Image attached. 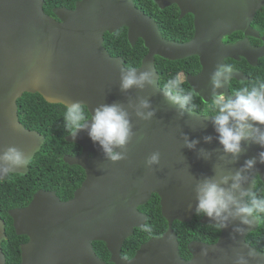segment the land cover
Segmentation results:
<instances>
[{"label":"water","instance_id":"water-1","mask_svg":"<svg viewBox=\"0 0 264 264\" xmlns=\"http://www.w3.org/2000/svg\"><path fill=\"white\" fill-rule=\"evenodd\" d=\"M152 1L160 9L176 4L180 17L191 13V39L177 42L164 37L157 22L134 0H77L73 8L54 7L55 17L44 12V0H0V153L16 147L29 158L26 167L12 173L28 171L45 139L19 119L17 100L25 92L39 93L47 102L65 106L80 102L90 116L101 105L117 104L128 113L132 132L124 148H114L124 154L115 162L89 138L91 119L75 137L70 133L65 136L66 141L79 145L80 151L65 154L63 160L81 166L85 177L67 200H61L53 190L38 189L27 205L9 210L15 233L28 237L20 244L19 264H105L92 241L105 243L113 264H237L239 257L248 264H264V251L246 240L259 224L253 217H248L252 223L246 225L241 217L230 215L215 242L191 240L187 244L191 257L180 256L172 223L192 219L197 186L209 179L219 183L240 172L244 179L234 195L247 204L241 190L254 192L256 178L264 184V163L259 161L264 148L242 141L237 156L225 153L213 124L218 113L204 114L172 103L165 96L167 90L158 84L155 68V56L169 60L197 56L201 69L186 77L194 93L203 102L218 94L235 99L236 94L228 89L229 79L214 89L210 77L217 65L226 64V57L243 56L256 65L264 56V36L261 46H252L247 38L256 35L250 21L255 11L264 7V0ZM121 27L126 28L131 45L141 38L147 49L134 68L136 75L152 73V83L142 88L121 90L120 76L127 67L121 56L110 55L103 45L104 33ZM236 30L243 31L244 38L224 43L223 37ZM232 77L246 78L233 68ZM142 100L148 101V108L140 107ZM137 112L153 115L144 119ZM205 137L211 140L206 142ZM192 141H196L194 147H187ZM154 152L159 153V160L150 165L148 157ZM249 159L256 163L246 169ZM231 184L229 179L221 187L230 188ZM152 193L160 198L167 229L141 243L130 258L123 257L124 240L134 227L146 222V214L137 206L147 202ZM200 222L219 223L204 215ZM6 238L0 217V264H6Z\"/></svg>","mask_w":264,"mask_h":264},{"label":"trees","instance_id":"trees-1","mask_svg":"<svg viewBox=\"0 0 264 264\" xmlns=\"http://www.w3.org/2000/svg\"><path fill=\"white\" fill-rule=\"evenodd\" d=\"M76 0H44L43 10L47 14L54 16L53 8L63 6L73 8ZM134 3L146 14L156 20L162 35L177 41L185 42L193 36V21L191 14H186L179 18V9L175 4L164 7L163 9L152 0H134ZM264 14L257 12L253 24L262 23ZM240 34H234L227 39L232 41L239 38ZM103 45L110 55L121 56L124 66L135 68L140 65L141 59L147 52L143 40L138 38L134 45L127 39L125 27H121L113 33L105 32L103 35ZM245 63V62H244ZM264 64L261 61L260 64ZM155 68L158 72V84L165 88L167 80L179 77L182 73L195 74L200 70V63L197 56H189L183 59L169 60L155 56ZM247 69H250L248 67ZM264 69V66L258 67ZM264 73V71H263ZM257 74L254 73L253 79L247 81L250 87L253 83H259ZM182 87L192 90L189 83L183 79ZM233 83L232 81L230 84ZM194 92V91H193ZM195 94V93H194ZM195 108H187L205 113H215L210 106L212 103L205 104L196 94L193 97ZM18 115L20 121L29 129H33L44 135V143L41 149L34 155L26 173H10L0 181V217L4 220L7 238L3 242V251L6 264H19L21 260L20 244L26 242V235H17L13 228L12 218L9 210L15 207H24L31 200L34 192L38 189L53 190L61 200L72 197L74 190L80 186L85 177L84 169L79 165H69L64 162L65 154H76L80 151V146L65 140L69 134L65 128L64 117L67 113V106L61 103H49L39 93L25 92L17 100ZM85 113L89 115L84 106ZM90 116V115H89ZM254 193L259 197H264V184L255 179ZM248 202V198H247ZM146 211L148 219L144 226L135 228L133 234L128 237L122 247V255L130 257L133 255L140 243L151 237L160 236L167 228V222L161 215L159 197L153 194L144 205L138 207ZM202 215L194 213L188 222L174 220L172 228L177 236L179 254L183 259L191 257L187 244L191 240H201L212 243L217 240L219 232L215 230V225L201 223ZM259 224L254 231L248 233L246 240L257 250L264 251V216L259 219ZM93 248L99 258L106 264H113L109 261V251L102 241H93Z\"/></svg>","mask_w":264,"mask_h":264},{"label":"clouds","instance_id":"clouds-1","mask_svg":"<svg viewBox=\"0 0 264 264\" xmlns=\"http://www.w3.org/2000/svg\"><path fill=\"white\" fill-rule=\"evenodd\" d=\"M232 68L228 64H220L212 72L210 80L214 89L223 87V82L230 79ZM150 71L141 72L136 75L134 68H127L120 76V88L127 91L132 87L142 88L145 83H152ZM165 96L172 103H178L181 108L196 105L192 103L194 92L182 87L179 77H173L165 83ZM140 107L148 108V101L142 100ZM218 115L213 120L215 131L218 134V142L225 153L237 156L241 152V142L251 141L264 148V82L253 83L251 87L240 88L235 99L218 94L214 97L210 106ZM138 116L147 119L153 115L137 112ZM91 119L88 126V136L93 143H98L107 157L113 162L124 158L122 152L114 151V148H124L129 142L132 132L128 113L119 105H101L94 110L91 116L85 113L84 106L80 102H74L67 106V113L64 117L65 128L75 137L78 130L84 128L85 122ZM211 137H205L208 142ZM196 141L187 143V147H194ZM159 160V153H152L148 157V164H155ZM259 161L264 163V151L259 153ZM29 158L18 148L8 147L0 153V177L8 176L16 169L26 167ZM256 163L255 159L245 161L244 168L251 169ZM232 180L230 188L221 187ZM244 178L240 172L232 177H223L219 183L214 180H205L197 186L196 215H204L213 220L219 221L215 230L219 232L226 227V221L230 215L241 217V223L251 225L252 220L264 216V197L257 196L254 192H240V195L247 196L248 203L241 204L234 195L235 190L241 189ZM234 209V211H233ZM239 231V229H238ZM254 253L249 252L248 256L254 258ZM237 264H248L244 257H239Z\"/></svg>","mask_w":264,"mask_h":264},{"label":"flooded vegetation","instance_id":"flooded-vegetation-1","mask_svg":"<svg viewBox=\"0 0 264 264\" xmlns=\"http://www.w3.org/2000/svg\"><path fill=\"white\" fill-rule=\"evenodd\" d=\"M77 1V0H76ZM75 1V2H76ZM75 2H74V5H75ZM172 4H174V3H172ZM172 4H170V5H172ZM136 5V4H135ZM176 5V4H175ZM137 6V5H136ZM177 6V5H176ZM63 7V6H62ZM178 7V6H177ZM67 8V7H66ZM159 8V7H158ZM178 9H179V7H178ZM257 12H261V13H263L264 14V7L262 6V7H260V8H258L256 11H255V13H254V15H253V18L251 19V21H250V26H251V28H252V30L254 31V33L257 35H247V38H248V40H249V42H250V44L252 45V46H261L262 44H263V41H262V37L264 36V20H263V22L262 23H255V24H253L252 22H253V19H254V17H255V15H256V13ZM186 14H191V13H185L184 15H186ZM183 15V16H184ZM183 16H181V17H183ZM191 16H192V21H193V15L191 14ZM53 17H55V15L53 16ZM180 17V10H179V18H181ZM156 21V20H155ZM161 31V30H160ZM193 33H194V26H193ZM234 34H237V35H239L240 34V37L239 38H236V39H234V40H232V41H230V40H228L227 38L228 37H230V36H233ZM164 36V35H163ZM244 36H245V34L243 33V31H241V30H236V31H233L232 33H230V34H228V35H225L224 37H223V42L224 43H232V42H235V41H237V40H240V39H243L244 38ZM165 37V36H164ZM167 38V37H166ZM167 39H169V38H167ZM191 39V38H190ZM170 40V39H169ZM261 61H264V56H261V57H259L258 58V61H257V64L256 65H251V64H249L248 63V61L246 60V58L245 57H243V56H239V58L238 59H233V58H230V57H226L225 58V63L226 64H228V65H230L233 69H236V70H238V71H240V72H242L243 73V75L246 77L245 78V80H242V81H240V80H238V79H236V78H234V77H232V78H230L229 79V81H228V89H229V92L231 93V94H236L237 93V91L240 89V88H242V87H250V84H248V80H249V78H251V79H253V75H254V73H256L258 76H257V80H258V82L260 83V82H264V73H263V71H264V69H258V67H262V66H264V64L262 63V64H260L261 63ZM245 62V63H244ZM248 67H250V69H247ZM200 69H201V66H200ZM199 72V71H198ZM196 74V73H195ZM187 75H189V74H187ZM187 75H184V74H180L179 75V78L181 79V80H183V79H185L186 81H187V79H186V77H187ZM190 75H193V74H190ZM181 76H183V78H181ZM233 82V83H231L230 84V82ZM188 82V81H187ZM214 95L211 97V99L208 101V102H204L206 105L207 104H209V103H212L213 102V99H214ZM208 109H206V112L204 113V114H215V113H212V112H208L207 111ZM153 194H156V193H152L151 194V196L153 195ZM151 196H150V198H151ZM159 197V196H158ZM150 198H149V200H150ZM149 200L147 201V202H149ZM147 202H145L144 204H146ZM144 204H141V205H144ZM141 205H138L137 206V209L140 211V212H143V213H145L146 214V216H147V213H146V211H143V210H140L138 207L139 206H141ZM159 205H160V198H159ZM160 211H161V209H160ZM161 215H162V213H161ZM163 216V215H162ZM164 218V217H163ZM147 219H148V216L146 217V222H147ZM165 219V218H164ZM166 220V219H165ZM145 222V223H146ZM167 222V221H166ZM144 223V224H145ZM207 224V223H206ZM144 226V225H143ZM142 227V226H141ZM135 228H139V227H134L133 228V232H134V229ZM167 229V228H166ZM133 234V233H132ZM131 234V235H132ZM130 235V236H131ZM129 236V237H130ZM156 237H158V236H156ZM128 238V237H127ZM126 238V239H127ZM125 239V240H126ZM125 240H124V242H125ZM93 242V241H92ZM124 242H123V244H124ZM141 244V243H140ZM93 245V244H92ZM122 247H123V245H122ZM139 247V246H138ZM137 247V248H138ZM107 248V247H106ZM136 251V250H135ZM110 254V253H109ZM134 254V253H133ZM121 255H122V248H121ZM98 256V255H97ZM123 256V255H122ZM123 257H126V256H123ZM131 257V256H130ZM130 257H126V258H130ZM101 259V258H100ZM102 260V259H101ZM104 261V260H103ZM109 261H110V257H109ZM105 262V261H104ZM111 262V261H110ZM112 263V262H111ZM106 264V263H105Z\"/></svg>","mask_w":264,"mask_h":264},{"label":"rangeland","instance_id":"rangeland-1","mask_svg":"<svg viewBox=\"0 0 264 264\" xmlns=\"http://www.w3.org/2000/svg\"><path fill=\"white\" fill-rule=\"evenodd\" d=\"M181 78H183V76H181Z\"/></svg>","mask_w":264,"mask_h":264}]
</instances>
